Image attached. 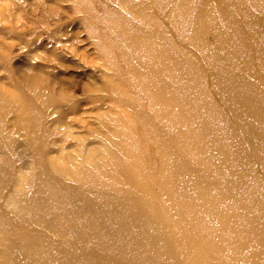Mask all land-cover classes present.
<instances>
[{"label": "rangeland", "instance_id": "rangeland-1", "mask_svg": "<svg viewBox=\"0 0 264 264\" xmlns=\"http://www.w3.org/2000/svg\"><path fill=\"white\" fill-rule=\"evenodd\" d=\"M174 1L0 0V264L245 261L264 0Z\"/></svg>", "mask_w": 264, "mask_h": 264}, {"label": "bare ground", "instance_id": "bare-ground-1", "mask_svg": "<svg viewBox=\"0 0 264 264\" xmlns=\"http://www.w3.org/2000/svg\"><path fill=\"white\" fill-rule=\"evenodd\" d=\"M201 2L204 3L205 0H201ZM173 4L176 5V0L174 1ZM203 19H204V17H200V18L197 19L198 21L196 20L198 29L200 28L201 25L204 24ZM236 28H238V27H236ZM253 49H254V47H253ZM156 59L158 60L157 57L154 58V60H156ZM258 228H260V230H261L259 232V236L257 237L258 240L255 241L256 244L253 247V249L250 252H248V250H246L247 249L246 245H247L248 237L252 233H254V229H257L258 230ZM249 229L250 230H247L246 232H244L242 242H240L239 244H236L235 243V245H233V247H232L233 241L231 239H228L227 240L228 250L231 247V253H232L233 257H235L236 255H238L239 253H245V255H246L245 261L243 263L234 262L233 261L234 259L232 260V257L229 256L230 258H229L228 262H225V264H250V263L251 264H264V224L262 226H256V225H254L252 229L251 228H249ZM23 253H24V251H23ZM214 253H216L214 250H212V252H209V254H210L209 257L214 256ZM254 253H256V256H257V258L255 259L256 263H253L251 261V259H250L252 257L251 254H254ZM103 259L104 258H99V260H97V262H95V264H111L106 259L105 260H103ZM32 260H35V259L32 258L31 261ZM72 261H73V259H72ZM85 262H86L85 264H92V262H90L88 259L87 260L85 259ZM211 264H216V260L215 259H213V260L211 259Z\"/></svg>", "mask_w": 264, "mask_h": 264}]
</instances>
